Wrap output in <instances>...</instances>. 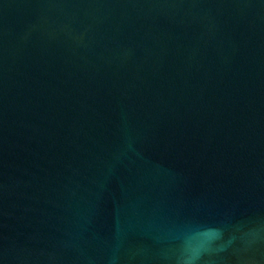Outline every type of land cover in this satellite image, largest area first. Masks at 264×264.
Wrapping results in <instances>:
<instances>
[{"label":"water","instance_id":"obj_1","mask_svg":"<svg viewBox=\"0 0 264 264\" xmlns=\"http://www.w3.org/2000/svg\"><path fill=\"white\" fill-rule=\"evenodd\" d=\"M264 264V0H0V264Z\"/></svg>","mask_w":264,"mask_h":264},{"label":"clouds","instance_id":"obj_2","mask_svg":"<svg viewBox=\"0 0 264 264\" xmlns=\"http://www.w3.org/2000/svg\"><path fill=\"white\" fill-rule=\"evenodd\" d=\"M198 260H199L198 254H188L183 257L182 264H197Z\"/></svg>","mask_w":264,"mask_h":264}]
</instances>
